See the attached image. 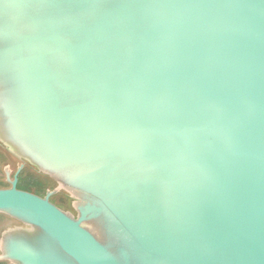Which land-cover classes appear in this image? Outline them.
<instances>
[{
  "label": "water",
  "instance_id": "water-1",
  "mask_svg": "<svg viewBox=\"0 0 264 264\" xmlns=\"http://www.w3.org/2000/svg\"><path fill=\"white\" fill-rule=\"evenodd\" d=\"M0 167V262L264 264V0H0Z\"/></svg>",
  "mask_w": 264,
  "mask_h": 264
},
{
  "label": "rangeland",
  "instance_id": "rangeland-1",
  "mask_svg": "<svg viewBox=\"0 0 264 264\" xmlns=\"http://www.w3.org/2000/svg\"><path fill=\"white\" fill-rule=\"evenodd\" d=\"M6 187H8V185L5 183L2 173H1V169H0V189L6 188ZM17 188L19 190H23V191H27V192L40 195L41 192L43 191V184L39 180L38 176H36L33 172L24 171L18 176ZM51 201L56 204L59 202L55 197H52ZM4 222L7 223L9 222V220H7L4 216L0 215V226ZM0 264H6V263L0 262Z\"/></svg>",
  "mask_w": 264,
  "mask_h": 264
}]
</instances>
